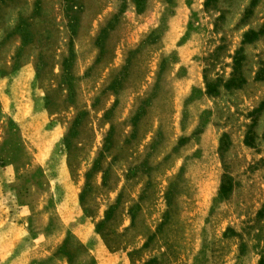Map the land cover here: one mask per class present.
I'll return each instance as SVG.
<instances>
[{"label":"rangeland","instance_id":"rangeland-1","mask_svg":"<svg viewBox=\"0 0 264 264\" xmlns=\"http://www.w3.org/2000/svg\"><path fill=\"white\" fill-rule=\"evenodd\" d=\"M0 264H264V0H0Z\"/></svg>","mask_w":264,"mask_h":264},{"label":"trees","instance_id":"trees-1","mask_svg":"<svg viewBox=\"0 0 264 264\" xmlns=\"http://www.w3.org/2000/svg\"><path fill=\"white\" fill-rule=\"evenodd\" d=\"M69 28L71 30L72 38L75 37L76 36V32L73 30V26H71V24H70ZM262 33L261 32L257 33V34L251 33L250 35H253L255 37L253 40H248L247 39L248 36L246 35L245 40H244V44H251L254 40H256L259 36H261ZM257 80L259 81L261 79L259 77H257ZM230 84L233 85V88H236V89L240 88L239 84L236 85L234 81H230L228 84H226V86H228ZM240 84L244 85V82L242 81ZM207 94L209 96H213V97L217 96V92H212L210 90V86L209 85H207ZM223 137H227V136L224 135ZM222 143L220 141V148H219L220 152H222ZM246 146L251 147V144L250 143H246ZM226 179H227L228 182L225 181ZM229 181H230V177L229 176H224L223 177L221 185H220V189H219V195H218L217 199L214 202H216V201H224L230 196V194L232 193V190H233V185L231 184V182L229 183ZM173 186L174 185H172V187ZM170 202H171V199H169L168 204H170Z\"/></svg>","mask_w":264,"mask_h":264},{"label":"crops","instance_id":"crops-1","mask_svg":"<svg viewBox=\"0 0 264 264\" xmlns=\"http://www.w3.org/2000/svg\"><path fill=\"white\" fill-rule=\"evenodd\" d=\"M201 134H203V133H201ZM187 144L188 143H185V144L181 145L182 147L180 148V152L187 146ZM219 148H220V141H218L217 148H216V155L218 157V160H219V152H220ZM184 173H185L184 169H181L180 174L178 176L179 177L184 176ZM221 182H222V180L219 182L217 191H216L215 195L212 198V202H214L217 199L218 195H219V189H220ZM172 185H174V184H172Z\"/></svg>","mask_w":264,"mask_h":264}]
</instances>
